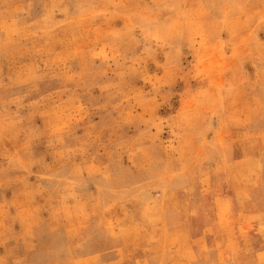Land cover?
<instances>
[{
	"label": "rangeland",
	"instance_id": "374dc122",
	"mask_svg": "<svg viewBox=\"0 0 264 264\" xmlns=\"http://www.w3.org/2000/svg\"><path fill=\"white\" fill-rule=\"evenodd\" d=\"M0 264H264V0H0Z\"/></svg>",
	"mask_w": 264,
	"mask_h": 264
}]
</instances>
